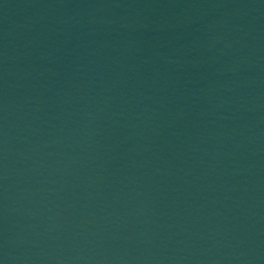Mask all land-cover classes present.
Instances as JSON below:
<instances>
[{"label":"water","instance_id":"obj_1","mask_svg":"<svg viewBox=\"0 0 264 264\" xmlns=\"http://www.w3.org/2000/svg\"><path fill=\"white\" fill-rule=\"evenodd\" d=\"M0 264H85L40 107L1 10Z\"/></svg>","mask_w":264,"mask_h":264}]
</instances>
